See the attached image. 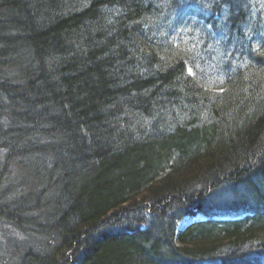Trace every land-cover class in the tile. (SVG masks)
Listing matches in <instances>:
<instances>
[{
	"label": "trees",
	"instance_id": "obj_1",
	"mask_svg": "<svg viewBox=\"0 0 264 264\" xmlns=\"http://www.w3.org/2000/svg\"><path fill=\"white\" fill-rule=\"evenodd\" d=\"M209 263L264 264V0H0V264Z\"/></svg>",
	"mask_w": 264,
	"mask_h": 264
},
{
	"label": "rangeland",
	"instance_id": "obj_2",
	"mask_svg": "<svg viewBox=\"0 0 264 264\" xmlns=\"http://www.w3.org/2000/svg\"><path fill=\"white\" fill-rule=\"evenodd\" d=\"M197 217H198V218H202V215L198 214ZM197 217H196V218H197ZM193 219H194V218H185L180 224H181V225H185V224L191 222ZM207 263H208V262H207ZM209 264H211V263H209Z\"/></svg>",
	"mask_w": 264,
	"mask_h": 264
}]
</instances>
